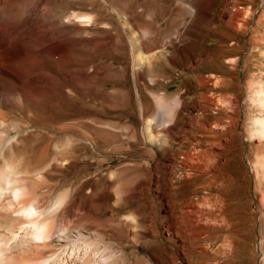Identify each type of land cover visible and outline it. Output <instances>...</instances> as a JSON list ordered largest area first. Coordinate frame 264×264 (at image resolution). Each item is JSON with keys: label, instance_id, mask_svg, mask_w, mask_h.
Wrapping results in <instances>:
<instances>
[{"label": "rangeland", "instance_id": "1", "mask_svg": "<svg viewBox=\"0 0 264 264\" xmlns=\"http://www.w3.org/2000/svg\"><path fill=\"white\" fill-rule=\"evenodd\" d=\"M96 1L64 0L68 4L62 6L68 12L94 17L91 28L81 26L75 19L53 35L48 22L45 25L43 21L37 29L33 24L18 26L15 34L6 40L7 45H12L13 40L27 48L14 69L29 79L16 82L17 89L22 88L27 93L29 81H33L43 92L44 100L38 109L27 107L21 112L13 109L9 114L10 122L20 123L23 127L21 133L25 142L14 152L25 159L23 170L32 177L29 183L35 189L41 209H53L56 198L69 190V208L79 200L85 208L81 212L85 216L81 222L87 224L85 231L107 235L106 242L116 249L118 259L126 258L120 259L118 264H130L131 261L163 263L161 258L165 249H156V246L167 244L173 247L179 240L172 238L167 242L163 232L166 220L161 203L165 197L157 188L161 186L158 181L164 171L158 165L162 159L159 146L154 140L146 141L142 136L147 120L157 114L152 92L168 97L182 95L188 106L183 114L197 116L203 114L197 111L201 96L211 91L198 85V77L230 78L234 79L235 85L220 87L217 92V95L236 93L242 103L241 134L232 139L224 162V173L231 178L223 191L230 203L227 207L230 228L218 229L209 241L201 243L207 251L197 254L195 263L264 264V169L257 166L263 152L251 137L252 118L259 113L251 99L264 86V0H212L210 6L202 9L199 15L203 16L206 26L195 29L194 41L198 45L194 49L197 58L192 57L193 70L190 61L183 56L186 42L181 41L191 23V17L185 15L183 7L188 0H107V4L93 6ZM9 3L11 0H0L2 14L8 11ZM249 6L255 10L250 28L234 39L228 28L229 15ZM80 30L90 36L86 46L78 43L73 51L70 48L54 55L48 52L49 46L57 39L66 40ZM145 32H150V36H145ZM96 38L110 39L102 49L95 43ZM138 40L144 42L136 46L138 51L156 54L159 60L153 67L146 64L134 72L131 45ZM228 49H231L230 53L223 54ZM227 58L239 59L237 73L224 65ZM97 70L103 73L102 77L88 78L85 83L78 81L79 72ZM48 83H55L54 87ZM101 87L104 91L100 90ZM137 89L146 105L145 117L140 113ZM217 113L219 115L210 113V119L222 116L223 109ZM128 127L132 130L129 131ZM182 141L178 136L173 137L171 151L188 152L190 147L187 144L191 143ZM47 146H50V152L46 156L42 150ZM56 147H61V153H55ZM56 156L57 160L52 162ZM182 160L181 155L176 161L178 178L187 173L180 167ZM36 171H40V175H35ZM206 182L207 178L202 179L194 184V191H185L188 192L186 202L207 196L203 189ZM174 184L179 187L184 181L175 179ZM87 195L93 201L84 200ZM132 213L138 216L137 220L126 222L127 215ZM118 220H123L124 227L116 226ZM152 221L159 227L160 237L149 228ZM81 222L76 220L73 230L81 228ZM63 223L66 224L67 220L60 218L59 224ZM133 227L138 229L133 231ZM228 241L233 245L231 254L227 257L216 254L217 248Z\"/></svg>", "mask_w": 264, "mask_h": 264}, {"label": "bare ground", "instance_id": "2", "mask_svg": "<svg viewBox=\"0 0 264 264\" xmlns=\"http://www.w3.org/2000/svg\"><path fill=\"white\" fill-rule=\"evenodd\" d=\"M211 2L212 0H188L183 3L185 5L183 6L185 15L191 17V23L187 27L181 41L184 42L185 40L186 42L185 46H183V56L186 61H190L191 70L194 69L192 66L194 59L192 57L197 58V54L194 52L195 47L198 45L194 41L196 36L195 29L199 26H206L203 16L199 14L202 9L205 10L210 6ZM104 3L107 4V0H98V2L93 3V6H100ZM65 4L64 0H11V3L6 7L8 11L5 15L2 14L3 10L0 4V264H118L121 259H118L116 249L111 246L112 244H107V235L85 231L87 224L85 225L81 222L85 217L81 215V212L85 208L80 203L81 200L74 202L69 208L71 202H67L69 190L64 191L56 198L53 209L51 208L49 211L41 209L39 198L34 192L35 189L29 183L32 177H29V172H24L23 170L25 159L18 157L16 152H14L18 145L25 142V136L21 133L22 125L17 122H10L9 114L12 113L13 109L22 111L24 108L33 107L36 110L41 107L40 105L44 99H42L43 92L39 91L38 84L33 81H29V91L27 93L24 89H17L15 86L16 82L28 78L24 73L21 75L14 69L15 63L20 60L27 48L23 44L18 45L19 42L16 44L13 40H11L12 42L9 41L12 45H7L6 40L9 39L18 26L33 24V27L37 29L43 21H45V25L48 22L53 35L57 34L59 30L65 29V24L71 23L75 19L81 26H89L91 28L90 26L95 20L94 17L86 14L80 15L81 13L74 11L68 12L62 8ZM84 6L86 7V5ZM254 12L255 10L249 6L229 15L228 28L234 35V39L237 37L236 35L249 30L250 20L253 18ZM150 34V32H145V36H150ZM110 37L113 39V36ZM108 39L110 38H96L95 43L99 48L104 49ZM88 41H90L88 32L80 30L73 37L66 40L57 39L49 46L48 52L52 55L62 53L63 50L72 49L78 43L86 46ZM260 41L263 42V39ZM142 43L144 42L138 40L132 42L131 45L134 72L146 64L153 67L159 60V56L156 54L152 55L138 51L136 46L143 45ZM230 51L231 49L225 50L223 54L230 53ZM102 55L99 58H102ZM237 58H227L224 64L230 66L231 70L236 73L239 67V59ZM111 70L114 71L116 69ZM104 71L106 70L103 69ZM13 72H16L14 73L15 78L13 77ZM77 76L80 83H85L88 78L90 80L91 77H102L103 73L99 70L93 73L81 71ZM151 76L157 78L153 74ZM197 81L201 88L211 89V91L201 96V101L197 107V111L203 114L197 116L187 115L186 117L183 113L188 106L182 95L168 97L164 94L152 92L158 108L157 114L147 120L146 127L142 131L144 140H154L157 143L162 157L158 165L164 171L159 176L158 185L160 184L161 186H157V188L158 193L162 190L165 197V201L161 203V208H165L164 219L166 220L163 224V232L168 238L167 242H170L172 238L179 240L178 245L176 244L173 247L167 244L156 246V249H165L164 257L162 256L161 258L163 263L159 262V264H199L195 263L196 255L207 251L201 246V243L209 241L218 229L228 230L230 228V220L227 214V207H229L228 204L230 203H228L223 191L224 187H228L227 185L230 184L231 178L224 173V162L226 161L227 152L230 151L229 144L232 139L241 134V98L236 93L217 95L220 87L235 85L234 79H223L214 75L213 78L199 76ZM54 82L56 83V81ZM55 83L48 84L54 87ZM100 90L104 91V88L101 87ZM70 92L73 93V90ZM137 94L140 113L145 117L146 105L138 89ZM251 100H253V105L257 106L255 108L259 111L252 118L251 137L253 141L255 140L259 144V149L263 152L257 160V166L264 169V86H262L259 94ZM179 108L180 110L177 112ZM221 108L223 109V115L216 117L215 120L213 119L214 121L210 119L209 114L215 112L216 115H219L217 112ZM29 127L30 125H28ZM226 135L229 137L226 139L221 138ZM176 136L185 143H194L193 145L187 144L190 147L188 152L176 153L171 151V140ZM224 142L227 145H224ZM59 148L56 147L57 152L55 153L58 154L60 152ZM49 149L50 146L44 147L42 150L43 154L47 156L50 152ZM181 155L183 160L180 167L187 173L179 177L184 181V184L176 187L174 180L179 179L176 177V174H178L176 169L179 167L176 161ZM56 160L57 156L54 157L52 162ZM39 173L40 171H36L35 175ZM205 178H207V182L204 184L203 189L207 191L208 195L204 198L192 199L186 202L188 192L185 191L188 189L190 191L193 190L194 184ZM221 185L223 190L219 189ZM214 189L215 191H213ZM88 196H84L83 199L86 201L90 200L91 198ZM184 202L185 204H183ZM62 206H65L64 210L61 209ZM60 210H62L61 214ZM135 212L139 214V210ZM133 213L130 216L127 215L126 222H129V219L134 220L136 218L137 220L138 216L133 215ZM60 218L66 219L67 223L60 225ZM76 220L85 225V227L82 225L81 228L73 230V224ZM122 222L123 220L116 226L124 227ZM81 224L79 223V226ZM151 224L149 228H151L153 234L156 237H160L159 227L154 226L155 223L153 221ZM133 229L135 231L138 228L133 227ZM114 242H117V240L114 239ZM217 249L216 254L227 257L233 251V245L228 241ZM123 259L125 260L126 258L121 260L123 261ZM157 261L159 260L157 259ZM130 264H140V262L131 261Z\"/></svg>", "mask_w": 264, "mask_h": 264}]
</instances>
